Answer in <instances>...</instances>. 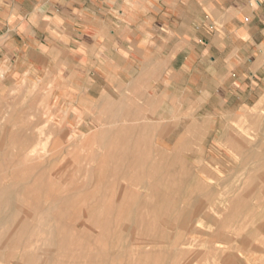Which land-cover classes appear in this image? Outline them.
Masks as SVG:
<instances>
[{"label": "rangeland", "instance_id": "374dc122", "mask_svg": "<svg viewBox=\"0 0 264 264\" xmlns=\"http://www.w3.org/2000/svg\"><path fill=\"white\" fill-rule=\"evenodd\" d=\"M260 57L257 77L251 53L244 83L231 65L223 89L182 115L156 113L137 91L64 114L61 77L10 81L0 69V182L11 198L0 190V264H264Z\"/></svg>", "mask_w": 264, "mask_h": 264}, {"label": "crops", "instance_id": "0c3cea01", "mask_svg": "<svg viewBox=\"0 0 264 264\" xmlns=\"http://www.w3.org/2000/svg\"><path fill=\"white\" fill-rule=\"evenodd\" d=\"M260 4L0 0V68L10 81L61 77L62 111L68 115L74 107L89 114L108 97L134 101L135 91L143 105L152 101L164 108L156 113L198 114L191 104L222 90L231 65L246 81L251 53L248 68L257 77V50L264 52Z\"/></svg>", "mask_w": 264, "mask_h": 264}, {"label": "bare ground", "instance_id": "6f19581e", "mask_svg": "<svg viewBox=\"0 0 264 264\" xmlns=\"http://www.w3.org/2000/svg\"><path fill=\"white\" fill-rule=\"evenodd\" d=\"M257 2H258V0H257ZM0 69H1V68H0ZM48 110H49V109H48ZM45 111H46V110H45ZM49 113H50V112H49ZM45 114H46V113H45ZM46 115H47V114H46ZM145 117H146V115H145ZM148 118H149V117H148ZM122 119H123V118H121V120H122ZM150 119H151V118H150ZM152 119H153V118H152ZM152 119H151V120H152ZM155 119H156V118H155ZM122 121H123V120H122ZM122 121H121V123H122ZM125 121H126V120H125ZM128 121H130V120H128ZM155 121H157V120H155ZM47 122H48V121H47ZM119 122H120V120H119ZM150 122H151V121H150ZM129 126H130V125H129ZM234 127H235V126H234ZM236 127H237V126H236ZM237 128L239 129V127H237ZM241 128H242V127H241ZM232 129H233V128H232ZM235 129H236V128H235ZM135 131H136V130H135ZM229 132H230V131H229ZM234 132H235V131H234ZM236 132H237V131H236ZM41 133H42V132H41ZM121 133H122V132H121ZM124 134H125V133H124ZM136 134H137V133H136ZM227 135H228V133L225 132V133H224L225 138H226ZM230 135H231V134H230ZM230 135H229V136H230ZM41 136H42V135H41ZM121 136H122V135H121ZM230 137H231V136H230ZM115 138H116V137H115ZM225 138H224V139H225ZM42 139H43V138H42ZM49 139H50V138H49ZM49 139H48V140H49ZM120 139H121V138H120ZM226 139H227V138H226ZM45 140H46V139H45ZM130 140H131V139H130ZM50 141H51V140H50ZM38 142H39V141H38ZM115 142H116V141H115ZM131 142H132V141H131ZM42 143H43V142H42ZM42 143H41V144H37V145H34V144H33L34 147H33V148H30L29 151L27 152V156H28L27 159H29V160H34V159L37 160V157L40 155L39 153H41L42 151L44 152L45 149H46V145L48 144V143H46L45 141H44L43 144H42ZM116 144H117V143H116ZM49 145H50V143H49ZM175 145H176V144H175ZM232 145H233V143H232ZM113 148H114V147H113ZM131 148H132V147H131ZM234 149H235V148H234ZM234 149H232V150H234ZM47 150H48V149H47ZM157 150H159V149H157ZM235 150H236V149H235ZM1 152H2V151H1ZM45 153H46V152H45ZM237 153H238V151H237ZM251 153H252V152H251ZM255 153H256V152H255ZM48 154H49V153H47V155H48ZM47 155H46V156H47ZM44 156H45V155H44ZM114 156H116V155H114ZM119 156H120V155H119ZM249 156H250V155H249ZM112 157H113V156H112ZM117 157H118V156H117ZM6 158H7V157H6ZM120 158H121V157H120ZM42 160H44V159H42ZM51 160H52V159H51ZM53 160H54V159H53ZM53 160H52V161H53ZM148 160H149V159H148ZM52 161H51V162H52ZM57 161H58V160H57ZM139 161H140V160H139ZM145 161H146V160H145ZM42 162H43V161H42ZM51 162H50V163H51ZM137 162H138V161H137ZM153 163L155 164V162H153ZM156 163H157V162H156ZM158 163H159V162H158ZM47 164H48V163H47ZM114 164H115V163H114ZM42 165H43V164H42ZM47 166H48V165H47ZM126 166H127V165H126ZM142 166H143V164H142ZM148 166H149V165H148ZM153 166H154V165H153ZM41 167H43V166H41ZM51 167H52V166H51ZM150 167H151V166H150ZM154 168H155V167H154ZM163 168H164V167H163ZM11 169H12V168H11ZM40 169H41V168H40ZM140 169H141V168H140ZM148 169H150V168H148ZM2 170H3V168H2ZM26 170H27V169H26ZM28 170H29V169H28ZM138 170H139V169H138ZM146 170H147V169H146ZM57 171H58V170H57ZM62 171H63V170H62ZM37 172H38V171H37ZM9 174H10V173H9ZM176 175H177V174H176ZM22 176H23V175H22ZM34 176H35V175H34ZM58 176H59V175H58ZM159 176H160V175H159ZM27 177H28V176H27ZM31 177H32V176H31ZM54 177H55V176H54ZM59 177H60V176H59ZM184 177H185V176H184ZM189 177H191V176H189ZM189 177H188V178H189ZM194 177H197V176H194ZM10 178H11V177H10ZM98 178H99V177H98ZM144 178H145V177H144ZM28 179H29V177H28ZM31 179L33 180V178H31ZM99 179H100V178H99ZM197 179H198V178H197ZM197 179H196V180H197ZM117 180H119V179H117ZM59 181H60V180H59ZM110 181H112V180H110ZM181 181H182V180H181ZM10 182H11V181H10ZM10 182H9V183H10ZM93 182H94V181H93ZM95 182H96V181H95ZM103 182H104V181H103ZM118 182H119V181H118ZM205 182H206V181H205ZM205 182H204V183H205ZM213 182H214V181H213ZM246 182H247V181H246ZM18 183H19V186H20V183H21V182H18ZM206 183H207V182H206ZM214 183H215V182H214ZM249 183H250V182H249ZM10 184H11V183H10ZM22 184H23V183H22ZM25 184H26V183H25ZM99 184H100V183H99ZM199 184H200V183H199ZM208 184H209V183H208ZM243 184H244V183H243ZM152 185H153V184H152ZM247 185H248V184H247ZM23 186H24V184H23ZM23 186H22V187H23ZM35 186H36V185H35ZM37 186H38V185H37ZM147 186H148V185H147ZM200 186H201V185H200ZM248 186H249V185H248ZM22 187H20V188H22ZM38 187H39V186H38ZM131 187H132V186H131ZM133 187H134V186H133ZM151 187H152V186H151ZM177 187H178V186H177ZM194 187H195V186H194ZM202 187H203V186H202ZM217 187H218V186H217ZM50 188H51V187H50ZM52 188H53V187H52ZM135 188H136V187H135ZM142 188H143V186H142ZM145 188H146V187H145ZM183 188H184V185H183ZM183 188H182V189H183ZM16 189H17V188H16ZM16 189H15V190H16ZM156 189H157V188H156ZM188 189H189V187H188ZM193 189H194V188H193ZM217 189H219V188H217ZM0 190H2V191L4 190V193H5V192L7 193V198H6L7 200H11V198L8 199V198L10 197V194H8V193H9V189L7 188V190H6V189L4 188V186H2L1 182H0ZM22 190H23V189H22ZM22 190H21V192H22ZM50 190H51V189H50ZM117 190H118V189H117ZM117 190H116V191H117ZM150 190H151V189H150ZM184 190H185V189H184ZM204 190H206V189H204ZM209 190H210V189H209ZM212 190H213V189H212ZM188 191H189V190H188ZM199 191H200V190H199ZM215 191H216V190H215ZM215 191H214V192H215ZM11 192H12V191H11ZM11 192H10V193H11ZM95 192H96V190H95ZM124 192L126 193V191H124ZM175 192H177V191H175ZM181 192H182V191H181ZM185 192H186V191H185ZM129 193H132V192H129ZM196 193H197V192H196ZM89 194H90V193H89ZM121 194H122V193H121ZM15 195H16V194H15ZM20 195H21V193H20ZM124 195H125V194H124ZM143 195H144V194H143ZM208 195H209V194H208ZM211 195H212V194H211ZM0 196H1V195H0ZM163 196H164V194H163ZM185 196H187V195H185ZM32 197H33V196H32ZM32 197H31V198H32ZM121 197H122V196H121ZM148 197H149V196H148ZM15 198H16V197H15ZM43 198H44V197H43ZM62 198H63V197H62ZM149 198H150V197H149ZM184 198H185V197H184ZM41 199H42V198H41ZM64 199H65V198H64ZM136 199H137V198H136ZM192 199H193V198H192ZM15 200H16V199H15ZM160 200H161V199H160ZM47 201H48V200H47ZM58 201H59V200H58ZM110 201H111V200H110ZM161 201H162V200H161ZM9 202H11V201H9ZM15 202H16V201H15ZM59 202H60V201H59ZM61 202H62V201H61ZM137 202H138V201H137ZM7 203H8V202H7ZM146 203H147V202H146ZM155 203H156V201H155ZM160 203H161V202H160ZM160 203H159V204H160ZM45 204H47V203H45ZM94 204H95V203H94ZM4 205H5V203L3 204L2 207H5ZM95 205H96V204H95ZM108 205H110V204H108ZM128 205H129V204H128ZM147 205H148V204H147ZM186 205H188V204H186ZM191 205H192V203H191ZM195 205H196V204H195ZM6 206H7V205H6ZM14 206H15V205H14ZM114 206H115V205H114ZM136 206H137V205H136ZM8 207H9V205H8ZM11 207H12V206H11ZM109 207H110V206H109ZM153 207H154V206H153ZM188 207H189V206H188ZM188 207H187V208H188ZM192 207H193V206H192ZM15 208H16V207H15ZM51 208H52V207H51ZM178 208H180V207H178ZM5 209H6V208H5ZM8 209H9V208H8ZM96 209H97V207H96ZM200 209H202V207L197 206L195 213L198 214V211H199ZM178 210H179V209H178ZM178 210H176V211H178ZM192 210H193V209H192ZM9 211H10V210H9ZM50 211H51V209H50ZM85 211H86V210H85ZM149 211H150V210H149ZM127 212H129V211H127ZM190 212H191V211H190ZM7 213H8V212H7ZM85 213H86V212H85ZM90 213H91V212H90ZM121 213H122V212H121ZM51 214H52V212H51ZM77 214L79 215V213H77ZM170 215H171V214H170ZM176 215H177V214H176ZM189 215H190V214H189ZM28 216H29V215H28ZM82 216H83V215H82ZM87 216H88V215H87ZM89 216H90V215H89ZM134 216H135V215H134ZM174 216H175V215H174ZM127 217H128V216H127ZM156 217H157V216H156ZM172 217H173V216H172ZM52 219H53V218H52ZM82 219H83V218H82ZM84 219H86V218H84ZM125 219H126V217H125ZM129 219H130V218H129ZM132 219H134V218H132ZM161 219H162V218H161ZM168 219H169V218H168ZM175 219H176V218H175ZM189 219H190V218H189ZM189 219H188V221H189ZM1 220H2V219H1ZM63 220H64V218H63ZM65 220H66V219H65ZM48 221H49V220H48ZM68 221H70V219H69ZM13 222H14V221H13ZM66 222H67V221H66ZM85 222H86V221H85ZM134 222H135V221H134ZM179 222H180V221H179ZM183 222H184V221H183ZM11 223H12V222H11ZM49 223H50V222H49ZM54 223H55V222H53V224H54ZM106 223H107V222H106ZM142 223H143V222H142ZM42 224H43V223H42ZM51 224H52V223H51ZM53 224H52V225H53ZM88 224H89V223H88ZM171 224H172V223H171ZM182 224H183V223H182ZM207 224H208V223H207ZM209 224H210V223H209ZM7 225H8V224H7ZM14 225H15V223H14ZM75 225H76V224H75ZM81 225H82V224H81ZM134 225H135V224H134ZM169 225H170V224H169ZM174 225H175V224H174ZM179 225H180V224H179ZM0 226H1V225H0ZM5 226H6V225H5ZM12 226H13V225H12ZM12 226L9 225V228H11ZM44 226H45V225H44ZM63 226H64V225H63ZM132 226H133V224H132ZM189 226H190V225H189ZM54 227H55V226H54ZM143 227H144V226H143ZM167 227H168V226H167ZM167 227H166V228H167ZM12 228H13V227H12ZM131 228H132V227H131ZM174 228H175V227H174ZM177 228H178V227H177ZM198 228H199V226H198ZM1 229H3V227H1L0 230H1ZM95 229H96V228H95ZM55 230H58V229H55ZM99 230H100V229H99ZM138 230H139V229H138ZM142 230H143V229H142ZM169 230H170V229H169ZM5 231H6V230H5ZM59 231H60V230H59ZM104 231H105V230H104ZM28 232H30V231H28ZM63 232H64V231H63ZM94 232H95V231H94ZM94 232H93V233H94ZM173 232H174V231H173ZM177 232H178V231H177ZM179 232H180V231H179ZM193 232H195V231H193ZM126 233H127V232H126ZM98 234H99V232L97 233V235H98ZM142 234H143V233H142ZM186 234H187V233H186ZM144 235H145V234H144ZM147 235H148V234H147ZM123 236H124V235H123ZM166 236H167V235H166ZM130 238H131V235H130ZM179 238H180V237H179ZM181 238H182V237H181ZM99 240H100V239H99ZM173 240H174V239H173ZM108 241H109V240H108ZM108 241H107V242H108ZM97 242H98V241H97ZM107 242H106V243H107ZM163 242H164V241H163ZM101 243H102V242H101ZM103 243H104V242H103ZM108 243H109V242H108ZM123 243H125V242H123ZM129 243H130V242H129ZM22 244H23V242H22ZM22 244H21V245H22ZM109 244H110V243H109ZM107 245H108V244H107ZM126 245H127V244H126ZM102 246H103V245H102ZM102 246H101V247H102ZM107 247H108V246H107ZM109 249H110V248H109ZM0 250L2 251V249H0ZM47 250H48V249H47ZM110 250H111V249H110ZM110 250H109V251H110ZM155 250H156V249H155ZM12 251H13V250H12ZM52 252H53V251H52ZM52 252H51V253H52ZM8 253H9V252H8ZM16 253H17V252H16ZM51 253H50V254H51ZM14 254H15V253H14ZM14 254H13V255H14ZM121 254H123V253H121ZM1 255H2V254H1ZM115 255H116V254H115ZM50 257H51V255H50ZM119 257H120V256H119ZM122 257H123V256H122ZM184 257H185V256H184ZM52 258H53V257H52ZM52 258H51V259H52ZM2 259H3V258H2ZM109 259H110V258H109ZM103 260H104V259H103ZM125 260H126V259H125ZM52 261H53V260H52ZM155 261H156V260H155ZM104 262H105V261H104ZM131 262H132V261H131ZM10 263H11V262H10Z\"/></svg>", "mask_w": 264, "mask_h": 264}]
</instances>
